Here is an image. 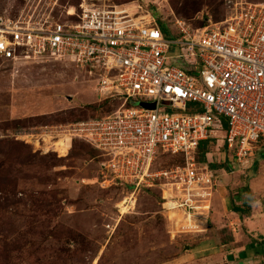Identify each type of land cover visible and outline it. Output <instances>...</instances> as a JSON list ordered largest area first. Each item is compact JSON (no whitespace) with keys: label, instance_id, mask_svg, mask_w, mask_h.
Wrapping results in <instances>:
<instances>
[{"label":"rangeland","instance_id":"rangeland-1","mask_svg":"<svg viewBox=\"0 0 264 264\" xmlns=\"http://www.w3.org/2000/svg\"><path fill=\"white\" fill-rule=\"evenodd\" d=\"M83 1L149 9L170 25L177 18L201 26L223 19L236 2L264 0H0V15L57 21L72 7L80 12ZM96 87L93 75L68 62L0 59V264H195V258L210 264L209 251L193 257L189 248L222 241L246 247L251 239L264 245V144L238 165L221 142L206 143L204 161L201 155L196 160L212 165L216 185L206 218L189 220L164 211L158 188L105 181L96 152L84 141L57 152V137L44 135L118 107L116 100L99 101ZM245 183L257 195L251 218L252 225L260 220L257 228L235 222L229 210L230 195Z\"/></svg>","mask_w":264,"mask_h":264},{"label":"built area","instance_id":"built-area-1","mask_svg":"<svg viewBox=\"0 0 264 264\" xmlns=\"http://www.w3.org/2000/svg\"><path fill=\"white\" fill-rule=\"evenodd\" d=\"M120 7L83 1L80 12L72 7L66 19L41 23L0 15V59L87 70L98 100L118 107L44 137H57V152L84 141L97 152L105 181L158 188L164 211L205 219L216 180L196 160L200 145L219 141L243 165L264 144V1L236 2L203 27ZM178 60L194 68L186 72ZM149 101L153 108L144 106ZM176 157L180 163H168Z\"/></svg>","mask_w":264,"mask_h":264},{"label":"crops","instance_id":"crops-1","mask_svg":"<svg viewBox=\"0 0 264 264\" xmlns=\"http://www.w3.org/2000/svg\"><path fill=\"white\" fill-rule=\"evenodd\" d=\"M250 189L253 191V193L255 195V191L251 187H250ZM255 196L257 197V195H255ZM255 203L252 206L251 216L250 217H246L243 220H240L239 219L238 215L231 210V206H230L229 210H230V213L233 214L235 222L238 221L239 224H243V226H246V227L253 226L254 228H257L255 226H256V224L259 225V221L260 220L254 221L253 222V225L251 224L252 223L251 218L255 214ZM234 220H233V222H234ZM261 230H263L262 226H261ZM249 232H250V229H249ZM259 234L262 235V236H264V231H260ZM251 236H253V234H251ZM235 242L234 241L233 242H230V241H222L221 243H219V246H215V247H204V248H201V249L200 248L198 249L197 247L196 248L195 247H190L189 250H188V252H191L190 255L193 256L195 254V252H197V251L200 252V253L201 252H204V251H202L204 249L207 250V251H209L208 254L210 256H208V258L211 259V261L209 262L210 264H219L216 261V259L219 258V256H220L219 254L220 253H221V257L220 258H221L223 264H264V261L262 259L263 257H261L262 255L255 253V251L259 248V245H260V248L259 249H264V247H263L264 245H262L263 244L262 242L257 241L256 239H251V240L248 241L249 242V245H246V244H248V242L245 241V243H246L245 246L246 247H238L236 245H231V244H233ZM223 255H226V256H223ZM194 260H195L194 261L195 264H197L196 263L197 258H195Z\"/></svg>","mask_w":264,"mask_h":264},{"label":"trees","instance_id":"trees-1","mask_svg":"<svg viewBox=\"0 0 264 264\" xmlns=\"http://www.w3.org/2000/svg\"><path fill=\"white\" fill-rule=\"evenodd\" d=\"M160 23H161V29H162L163 33L165 35H168L167 29H166L164 23L163 22H160ZM204 25L205 24H202L201 27H203ZM178 63L186 72H191L192 69L194 68L193 65L186 63L184 60H178ZM107 101L108 100H104L102 102H107ZM144 106H146V105H144ZM225 128H226V124H225ZM206 143H207V141H204L200 145V148H199V153H201V154H198V156L201 155V159L203 161H204V159H203L204 148L206 146ZM96 155H97V152H96ZM261 157L264 158V152L261 154ZM226 162L228 165H230L228 160H226ZM222 163H224V162H222ZM227 164L225 163V165H227ZM210 166H211V168H213L211 164H210ZM256 200H257L256 196L254 195L253 191L250 189L248 183H245L242 187L237 188L235 190V193L233 195H230V197H229L231 210L238 215L240 220H243L244 218L251 216L252 206L256 202ZM259 248H260V245H259ZM259 248L258 249L256 248L257 250L255 251V253L263 255L264 249H259Z\"/></svg>","mask_w":264,"mask_h":264},{"label":"water","instance_id":"water-1","mask_svg":"<svg viewBox=\"0 0 264 264\" xmlns=\"http://www.w3.org/2000/svg\"><path fill=\"white\" fill-rule=\"evenodd\" d=\"M146 106H147V108H153L154 107V105H150V104H147Z\"/></svg>","mask_w":264,"mask_h":264}]
</instances>
